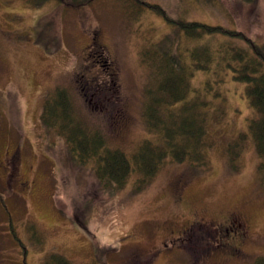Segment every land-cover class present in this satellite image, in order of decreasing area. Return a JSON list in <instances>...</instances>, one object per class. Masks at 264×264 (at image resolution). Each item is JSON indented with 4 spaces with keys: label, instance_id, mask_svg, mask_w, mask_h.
<instances>
[{
    "label": "rangeland",
    "instance_id": "1",
    "mask_svg": "<svg viewBox=\"0 0 264 264\" xmlns=\"http://www.w3.org/2000/svg\"><path fill=\"white\" fill-rule=\"evenodd\" d=\"M155 5L264 44V0H70L64 8L57 0H0V264H42L52 252L75 264H254L264 256L258 155L247 143L234 169L224 153L247 128L244 94H229L224 119L212 112L217 142L207 167L170 161L144 188L133 172L113 194L41 124L46 95L61 86L111 147L130 155L155 139L143 118L150 76L139 53L173 26ZM48 15L62 38L54 53L35 28ZM240 217L244 240L236 229L225 235Z\"/></svg>",
    "mask_w": 264,
    "mask_h": 264
},
{
    "label": "trees",
    "instance_id": "2",
    "mask_svg": "<svg viewBox=\"0 0 264 264\" xmlns=\"http://www.w3.org/2000/svg\"><path fill=\"white\" fill-rule=\"evenodd\" d=\"M24 1L36 7L48 0ZM57 1L63 8L70 4V0ZM155 7L173 23L171 31L139 53L150 76L143 118L155 139H144L130 155L111 147L102 131L90 127L76 112L72 95L61 86L46 95L41 124L47 132L62 135L68 142L71 161L91 165L100 185L113 194L124 187L133 172L140 176L138 188H144L170 161L207 167L210 149L217 142L209 136L210 117L215 112L222 113L224 119L229 94L241 93L251 107V116L246 130L225 144L224 153L229 164L239 169V159L252 144L264 188V44L244 30L197 19L177 20L160 5ZM53 25V15H48L35 26L39 41L49 53L59 50L62 39ZM42 264L75 263L52 252ZM254 264H264V256Z\"/></svg>",
    "mask_w": 264,
    "mask_h": 264
},
{
    "label": "flooded vegetation",
    "instance_id": "3",
    "mask_svg": "<svg viewBox=\"0 0 264 264\" xmlns=\"http://www.w3.org/2000/svg\"><path fill=\"white\" fill-rule=\"evenodd\" d=\"M241 218V217H240ZM239 219H234L233 221H237L239 222V225H238V228H228L226 227L225 228V231H226V234L225 235H230L231 231L236 229V232L235 233V238H243L242 240H244V238L248 235V224L246 221H244L242 218L240 219V221H238Z\"/></svg>",
    "mask_w": 264,
    "mask_h": 264
}]
</instances>
